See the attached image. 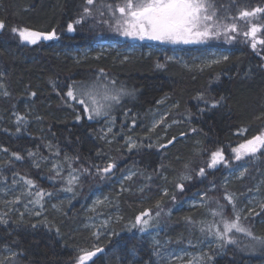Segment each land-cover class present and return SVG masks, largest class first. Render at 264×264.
Segmentation results:
<instances>
[{"label":"trees","instance_id":"1","mask_svg":"<svg viewBox=\"0 0 264 264\" xmlns=\"http://www.w3.org/2000/svg\"><path fill=\"white\" fill-rule=\"evenodd\" d=\"M107 2L116 4L113 0ZM82 3L83 0H0V20L7 25L0 30V85H3L0 87V147L8 149V152L0 151V174L7 177V184L0 182V191H6L13 179L19 180V176L13 177V172H18L20 176L32 179L38 188L53 193L44 198L42 209L29 203L35 197L23 196L25 200L21 199L20 203L7 204L5 200L11 199L0 194V216L7 220V224H0V262L74 264L80 248L99 244L105 251L94 258L96 264H160L153 255L155 238L161 243L170 242V249L183 248L191 252L187 259L173 264H187L189 260L193 264H264V255L241 250L248 238L240 237L243 239L240 248L229 245L220 249L216 247L217 241L199 231L200 222L210 223L211 217L207 216L204 207L189 209L185 206L183 201L191 195L188 186L192 182L182 181L180 173L184 172L185 165L191 168L199 154H205L199 168L204 167L207 171L208 156L212 151L223 149L225 160H228L233 147L264 130V60L253 52L250 44L241 40L234 42L238 47L230 51L227 61L205 69L197 63L183 67L174 61L175 65L169 66L172 71L157 67L154 73L152 69L157 65L154 66L151 59L133 55L124 60L107 53L78 63L80 61L70 58L74 54L72 49H91L98 42L92 36L109 32L107 24L101 22L109 19L107 10L105 16L96 13L93 18L74 25L73 32L67 31V24L79 17ZM247 4L250 7L264 5V0H247ZM13 26L41 32L55 28L59 41L24 46L18 35L11 31ZM67 32L69 35L66 36ZM258 37L264 38V33H258ZM257 47L264 53V45ZM101 68L116 79L117 86L122 84L134 93L125 96L121 104L114 107L112 132L106 130L107 118L88 120L81 113L83 118L76 121V112L61 98L63 93L57 95L61 89L66 91L65 85L72 79H88ZM208 83L214 86L210 92ZM5 91L9 93L7 96L3 95ZM32 92L36 96H32ZM200 93L208 101L220 97L224 100L217 108H208L197 99ZM170 104L173 105L170 112L176 121L174 126L166 134L148 133L153 111ZM76 107L79 110L80 106ZM201 108L205 110L201 112ZM18 116L25 117V122L17 125ZM193 128L197 131L192 132ZM241 129L247 131L241 134ZM105 134L106 139H101ZM128 137L137 144L131 151L126 143ZM172 137H176L174 144L162 153L160 145L167 144ZM180 143L187 148L185 153H180ZM149 144L152 147H148ZM29 150L35 153L34 157L27 156ZM12 152L19 153L24 159L16 161ZM55 152H59V156L54 155ZM97 152L101 153L100 157ZM66 156L79 159L66 160ZM109 158L118 168L113 169L115 174L111 178L101 180L91 165L103 166ZM33 161L39 167L33 166ZM243 163L249 167L247 173L255 165L258 167L260 172H255L254 180L260 183L264 178V159L258 155L257 159L245 158ZM122 166L130 167L135 173L123 184L131 189L129 192H122L121 184L116 183ZM54 167H58L60 176H56ZM83 168H89V172L84 173ZM199 168L194 169L195 178ZM71 175L79 176L74 185L75 195L62 191ZM176 178L185 184L183 192L176 188ZM131 182H135L133 188ZM141 186L143 192L138 189ZM26 187L22 181L16 186L23 190ZM107 189H111L108 195H112L114 206L104 210L103 215L110 214L114 221L107 228L92 229L88 222L93 213L88 210L87 201L92 192L105 193ZM164 189L168 190L169 196L175 192L177 201L163 196ZM230 194L236 199L245 195L238 190ZM66 195L70 200H61ZM157 202L162 204L158 227L145 233L132 228L135 216L146 209L155 212ZM230 210L227 206L229 215ZM37 211L41 215H35ZM258 213L251 228L256 235L264 236V210H258ZM186 217L196 223L188 224ZM34 224L36 227H32ZM94 233L100 234V238L97 239ZM13 252L22 255L13 258ZM204 253L212 255L213 259L207 261Z\"/></svg>","mask_w":264,"mask_h":264},{"label":"snow or ice","instance_id":"2","mask_svg":"<svg viewBox=\"0 0 264 264\" xmlns=\"http://www.w3.org/2000/svg\"><path fill=\"white\" fill-rule=\"evenodd\" d=\"M97 5L95 8L91 7ZM82 11L79 17L67 24V31L73 32L74 25L81 24L89 18H93L96 13L100 17L105 16V10L110 13V19L101 21L109 26L112 31L118 34L135 38L139 40H149V41H159L161 43H171V44H198L204 45L208 44L210 41H219L223 39L226 43L240 42L250 44L251 49L255 52L262 60H264V53L258 50V45H264V38L258 37V33H264V5H256L250 7L247 4V0H228L224 3V0H120L119 3L113 5L108 3L107 0H83L81 5ZM118 13V15H117ZM7 27L4 20H0V30ZM11 31L17 34L21 42H25L30 45H35L40 41H52L59 39L56 33V29L53 28L49 32H41L38 30H31L28 27H18L13 26ZM213 59L206 60L205 66L211 67L212 65H218L221 61H227L229 56L226 54H220L217 56L212 53ZM158 68H163L164 65L157 64ZM3 87V85H0ZM53 88L56 85L53 84ZM66 91L61 89L57 92V95L61 97L66 106L72 108L76 112L75 119L80 121L83 117L81 113L85 114L88 120L107 118L105 123L108 125L107 132H112V126L115 124V116L112 115L114 107L120 105L122 99L125 96L134 95L133 92L127 90L122 84L117 86V81L115 78L110 77L103 68L99 69L92 77L85 80L72 79L69 83L65 85ZM9 93L5 91L3 95L7 96ZM32 96H36L35 92L31 93ZM198 100L204 102L208 108H217L220 106L224 97H220L219 100L213 99L211 101L205 100L204 94L200 93L197 96ZM79 105V110L77 109ZM178 106V105H177ZM205 109L201 108L200 111L203 112ZM126 115V113H125ZM41 119L40 117H37ZM258 119L260 117H257ZM21 122H25V117L18 116L16 123L19 125ZM164 122V117H161L159 121H156L152 125L154 130L158 124ZM176 123V121H173ZM135 123L133 121V127ZM17 132L20 128L17 127ZM197 129L193 128L192 132H196ZM247 131V129H241L240 132ZM181 135H184L183 133ZM107 134L102 136L101 139H106ZM176 137H172L168 140L167 144H162L160 147L167 148L168 145L173 144ZM111 141H109L110 143ZM128 150L137 147V144L132 141L131 137H128L127 141ZM51 147V145H49ZM148 147H152L151 144ZM0 151L8 152L7 148L0 147ZM231 151L235 154L234 157H230L225 160L224 151L221 148H217L212 151L209 156V161L207 163L208 169H215L218 165H224L228 167L231 159L237 161L244 160L246 157L251 159H257V154L264 156V130L257 135L240 143L237 147H233ZM59 156V152L53 153ZM12 157L16 161H21L24 159L17 152L11 153ZM98 157L101 156L100 152H97ZM28 157H34L35 153L32 151L27 152ZM68 159L78 160L79 157H65ZM11 163V161H9ZM33 166L39 167L36 161H33ZM187 168L188 166L185 165ZM92 169H95V174L100 177L101 180L106 178H111L114 175L113 169L118 168V165L114 160L109 158L108 162H104L103 166L101 164L93 163L91 165ZM56 176H60V171L58 167L52 169ZM239 175L238 179H242L248 172L246 167L237 169ZM84 173L89 172V168H83ZM235 175V171L232 173ZM135 173H126L123 176V180H131ZM197 175L200 177H205L207 175L204 167L199 168ZM19 176V180L13 179L10 185H7V190L3 192L4 196L9 194L13 195L12 200H5L7 204H17L21 202V197H35V199H30L29 203H32L39 208H43L44 198L51 197L52 192H47L42 188H38L35 182L26 178L25 176H20L18 172H13V177ZM151 179V177H148ZM166 179V177H165ZM192 180L191 175H185L182 177V181ZM22 181L26 185V189L21 191L19 195H16V186ZM79 181V176L71 175L70 179L67 180V187H64L62 191L67 193H74V185ZM0 182L7 184V177L0 174ZM176 188L183 192L185 190V184L183 182H178ZM32 189H36L35 192ZM122 192L131 191L130 188H126L121 184ZM140 192L144 191V188L139 189ZM249 192L252 189H248ZM257 192L260 191L259 187L256 189ZM163 196H169L167 189L163 190ZM207 192H204L200 196L201 203H203ZM172 202L177 201V196L172 194L169 196ZM223 199L227 201L228 205H231V214L229 215L227 207L222 204L219 200L216 201V207L210 208L209 212L213 217L211 223L207 221H201V227L199 231L204 234L207 233L208 236L212 237L214 241H217V248L224 249L229 245H233L240 248L241 239L240 237L248 238V243L244 244L242 251L247 249L252 253H259L264 255V236L256 235L251 226L245 224L243 221L248 219V216L255 211V209H249L248 215H242L243 210H237L236 197L233 194L225 193ZM109 201L108 197L100 199L99 197L94 201L91 211L96 212L99 206L105 205V202ZM211 202V201H209ZM251 203V201H249ZM261 210H264V201L261 202ZM55 207V205H53ZM156 211L153 212L151 209H146L140 212L139 215L135 216L132 228H138L139 232H148L152 227H158L159 217L161 216L162 204L157 202ZM171 215V212L168 213ZM7 215V214H5ZM23 216V214H21ZM35 215H41V212L37 211ZM259 215V213H256ZM188 224L194 225L196 222L192 220L191 217L185 218ZM0 224H7V220L3 216H0ZM106 227L105 225H102ZM36 227V225H32ZM57 232L59 230L57 229ZM96 238H100V234L94 233ZM179 242V241H178ZM170 242L166 241L161 243L159 240L153 238V255L157 257L160 264H173L174 261H183L184 255L180 252L171 250L168 247ZM191 245V241H189ZM105 249L99 244H93L88 248H80L78 254L74 258V264H96L95 258H98V253H104ZM18 254L13 252V258H16ZM133 255H135V249H133ZM207 257V261L213 259L212 255L206 253L202 254ZM2 264V262H0ZM187 264H193L192 260L187 261Z\"/></svg>","mask_w":264,"mask_h":264},{"label":"rangeland","instance_id":"3","mask_svg":"<svg viewBox=\"0 0 264 264\" xmlns=\"http://www.w3.org/2000/svg\"><path fill=\"white\" fill-rule=\"evenodd\" d=\"M113 1L114 3L115 1L116 3L120 2V0H113ZM107 30H109V32L105 34L101 32L99 33L97 37L92 36V39L98 42L95 43L91 49H80V48L72 49L71 52L74 54L70 55V58L73 59L74 61H80L78 63H85L86 61H88V59H97L101 56L103 57L105 53L111 56H113L112 54H115L117 56L123 57L124 60H129L130 56L137 55L145 59L146 58L151 59L154 66L157 64L164 65L163 68H158V69H162V70L166 69L167 72H170L173 70V68L170 70L169 66H171V64H173L174 61L182 65L183 67L188 66L191 63L193 64L197 63L199 66L201 67L203 66L204 69L209 68L205 66V61L214 58L212 56V53H215L217 56H219L220 54H226L229 56L230 51H232L234 47H238L237 43H234V42L226 43L223 41V39L219 41H210L208 44H204V45L171 44V43H161L159 41L139 40L135 38L125 37V36L118 34L115 31H112L108 25H107ZM65 35L66 36L69 35L68 32L65 33ZM56 41H59V39L54 40L53 42H56ZM19 42L20 44L24 46H40L42 43H45V45H47V43L44 42L43 40L38 42L35 45H30L25 42H21L20 38H19ZM65 50H66V47L63 48V51ZM156 69H157V66L156 68H153L152 71L156 73L158 70ZM208 86H210V89L208 88L207 90H209L208 92H210L214 88V86H212L209 83H208ZM172 106L173 105L170 104L169 107L165 106L163 108H157L153 111V114L149 120V127L147 129L148 133H151L157 136H158L157 134L158 132L166 134V131H168L174 126L173 125L174 116L173 114H170L171 113L170 109L172 108ZM161 117H164V122L158 124V126L155 127L154 130H150L152 129L151 125H153L154 122L159 121ZM179 123H180V120H179ZM105 125L108 126L106 123ZM175 126H177V124ZM181 139L183 140L184 137H181ZM173 144H171L170 146L168 145L167 148L161 147L160 151L162 153L167 152L169 147H171ZM178 149L180 153H183V152L185 153L187 151V148L183 147L182 143H180V145L178 146ZM204 155L205 154H199V159L192 163L191 168L187 167L183 170L184 172L180 171L182 176H184L186 173L192 176V180H190V182L192 183L188 186V190L190 191L191 195H189L187 199H184L183 202L184 203L186 202L185 206L189 209H193L196 207H202V208L205 207L204 209H205V212L207 213V216L211 217V221H210L211 223L213 220V217L211 216L209 209L216 207L217 200H219L222 204H225L226 207L229 206L231 208V205L227 204V201L223 199V196L226 192L230 194V192H235L238 190L239 192L243 194L245 193V195L242 198L238 197L236 199L237 210H243L241 214L248 215L249 209H253V208L255 209V211L252 212V214L248 216V219L246 221H243L245 224L252 226L253 220H255L258 217L256 213H258V210L262 211L260 210L261 209L260 205H261V202L264 201V186H263V183L261 184L262 181L264 182V178H261L260 183H257V180H254L255 172L259 171L258 167L255 165L253 170L249 171V173H246L242 179H238L237 176L239 175V172L237 171V169L242 170V167H246L247 169H249V167L247 164L243 163V160L237 161L235 159H231V162L229 163L228 167H224V165H218L217 168L215 169H208L206 171L207 175L205 177H200L197 175V172H195L197 176V178H195L194 169L195 168L198 169L203 164ZM234 155L235 154L231 152V157H234ZM258 155L260 156L259 153L257 154V156ZM260 157L264 159V156H260ZM246 158H250V157H246ZM234 171L236 173L235 175L232 174ZM129 172L132 173L130 167L122 166L118 170V173H121V174L119 176L120 178L116 180V183L124 184L125 181H129V180H123V176ZM175 173L177 172L175 171ZM178 178H176L175 183L179 181L180 178L179 179ZM232 183H234L233 184L234 188L231 187ZM130 186L133 188L135 186V183L131 182ZM252 187H254V191H251L250 192L251 194H250L248 193L249 192L248 189L250 188L252 189ZM257 187H259L260 189L259 192L256 191ZM16 189H17L15 193L16 195H19L20 192L23 191L22 188L20 189L16 188ZM138 189H140V187H138ZM110 192H111V189H107L105 193L92 192V194H90L89 196L90 198L87 201V207H88V210L90 211L93 207L94 201L98 197L100 199H103L106 196L109 198V201H110V203L106 201L105 205L99 206L96 212L91 211L93 215L91 216V219L89 220L88 225L92 229L107 228L109 227L110 222L113 220V217L110 214H108L107 216L103 215L104 210H107L109 206L110 207L114 206V202H111L112 195H108ZM204 192H207V196L205 197L203 203H201L200 196ZM1 193L3 192L0 191V194ZM7 197H9L11 200L13 199L12 194H9ZM68 198H69V195H66L62 197L61 200H70ZM21 199L25 200V198L23 197H21ZM249 201H251V203H249ZM244 202H245V205H244ZM24 204L26 205V203ZM114 214H116V212H113V215ZM230 214H231V210H230ZM105 224H106V227L102 226ZM151 235H154V233H151ZM240 239L243 240L242 238ZM241 244H242V241H241ZM171 250L180 252L182 255L184 252H186L187 255H184V258H186L188 255L191 254V252L183 248H178V249L172 248ZM99 254L100 253H98V255Z\"/></svg>","mask_w":264,"mask_h":264},{"label":"bare ground","instance_id":"4","mask_svg":"<svg viewBox=\"0 0 264 264\" xmlns=\"http://www.w3.org/2000/svg\"><path fill=\"white\" fill-rule=\"evenodd\" d=\"M6 78V77H5ZM9 81V80H8ZM7 86V85H6ZM2 90V89H1ZM12 91V90H11ZM129 98V97H128ZM5 102V101H4ZM122 102V101H121ZM2 105V104H1ZM4 106V105H3ZM116 107V106H115ZM116 109V108H115ZM26 113V112H25ZM172 114V113H170ZM72 118V117H71ZM95 120V119H94ZM179 122V121H178ZM153 123V122H152ZM152 126V125H151ZM155 142V141H154ZM135 183V182H134ZM186 203V202H185ZM205 208V207H204ZM198 209V208H197ZM191 214V213H190ZM113 237V236H112ZM195 253V252H194ZM203 253V252H202ZM251 253V252H250ZM192 255V254H191ZM187 259V258H186Z\"/></svg>","mask_w":264,"mask_h":264},{"label":"water","instance_id":"5","mask_svg":"<svg viewBox=\"0 0 264 264\" xmlns=\"http://www.w3.org/2000/svg\"><path fill=\"white\" fill-rule=\"evenodd\" d=\"M170 145H171V144H170ZM170 145H169V146H170Z\"/></svg>","mask_w":264,"mask_h":264}]
</instances>
